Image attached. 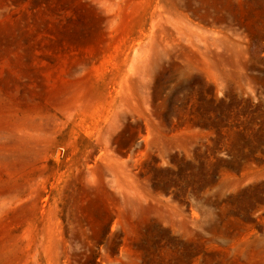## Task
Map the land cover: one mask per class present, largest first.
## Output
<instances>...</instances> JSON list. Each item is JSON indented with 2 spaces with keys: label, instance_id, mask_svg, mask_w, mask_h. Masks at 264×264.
I'll list each match as a JSON object with an SVG mask.
<instances>
[{
  "label": "rangeland",
  "instance_id": "obj_1",
  "mask_svg": "<svg viewBox=\"0 0 264 264\" xmlns=\"http://www.w3.org/2000/svg\"><path fill=\"white\" fill-rule=\"evenodd\" d=\"M0 264H264V0H0Z\"/></svg>",
  "mask_w": 264,
  "mask_h": 264
}]
</instances>
